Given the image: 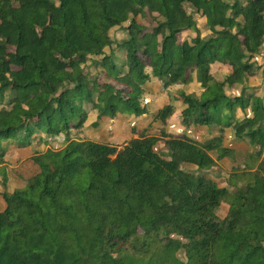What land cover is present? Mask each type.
I'll return each instance as SVG.
<instances>
[{"label":"trees","instance_id":"obj_1","mask_svg":"<svg viewBox=\"0 0 264 264\" xmlns=\"http://www.w3.org/2000/svg\"><path fill=\"white\" fill-rule=\"evenodd\" d=\"M222 1L0 0V151L28 146L38 169L2 194L0 264H264V105L224 92L263 76L250 59L264 57V0H231L233 22ZM89 54L98 72L83 77ZM216 64L230 73L215 79ZM155 87L163 123L179 103L196 136L219 126L246 141L231 190L198 174L235 152L218 139L161 133L158 153L143 133L119 148L87 137L147 115Z\"/></svg>","mask_w":264,"mask_h":264},{"label":"rangeland","instance_id":"obj_2","mask_svg":"<svg viewBox=\"0 0 264 264\" xmlns=\"http://www.w3.org/2000/svg\"><path fill=\"white\" fill-rule=\"evenodd\" d=\"M222 3L227 8V16L230 15L232 22L235 21L236 11L238 10V8L233 5V1L223 0ZM198 22L201 25V22L203 21L200 20ZM135 24L138 29L146 26V23L144 22V19L142 16L135 19ZM214 24H215V27L219 26L218 28H222L220 26H223V25H218L219 21L217 19H214ZM126 26L127 25H124V27ZM198 29L199 31H201V34L203 36L206 35L207 32H209L208 30H205L206 25L204 24H202L200 28ZM112 37H115V39L119 41L122 39H125V35L121 30L117 31L115 35L112 34ZM97 59L98 58L96 56L94 55L92 56L91 54H89L88 56L89 61L83 69V75H82L83 77L87 75L94 76L95 73L98 72V69L96 68V66L91 64V61L96 60L97 62ZM250 63L255 65L256 67L264 68V57H262L261 55H253L252 58L250 59ZM226 73H230V70L220 64L214 65L212 68V72H211L212 76L215 79L222 77ZM244 88H248L252 90L253 91L252 93L257 95L260 98L261 103L264 105V73H263V76H258V74H256V75L245 77L244 79L241 78L238 82H236L232 86V88L231 86L226 85L224 89L225 96L231 99L237 98L239 97L242 89ZM154 90L158 91V88H154ZM152 98H154L153 101L151 100V97L146 101V105H147L149 101L151 100V102L149 103V114L147 115V117H144L143 120L141 119V121H138L137 119H133L132 115H131L132 117L129 118L130 122L128 121L127 123V126H129L130 128L129 132H127L128 140L130 138H133V135H135L134 138H136L138 137L139 134H142V133L145 135H149V136L151 135L152 137H155V140L152 142V148L154 152H158V153L165 151L161 133L172 134V135L181 134L182 136H185L186 138L193 139L199 146H201V144L218 139L219 147L222 149L228 148L229 150L235 149L238 143H240L238 139L233 138V133L231 129L229 130L227 128L213 126L209 134H206V132L202 131V134L196 136L195 134L196 128L194 126H191L189 129L182 128L179 125L180 124L179 115L181 111L183 110V107L179 103L176 104L178 110L174 112L173 114H171L168 118V124L170 120V126L167 125L166 123H163L159 119V115L161 113V109L163 105L165 104V99L163 98L162 95L160 96L159 93H156ZM0 108H1V105H0ZM25 109L26 107L24 105L23 113L25 112ZM247 112H249L250 114L249 116L252 115L250 112V109H248ZM122 116L123 117L120 116L118 119H122L123 128L125 130H128V127L125 124L126 115H122ZM106 122L107 124H109L107 120ZM105 123H102L96 130H93V129L89 130L87 137L90 140L92 139V141L94 142L110 144L113 141L111 139L112 133L110 132V130H108L109 128L107 125H105ZM137 123H138V127L136 129H133L135 128V126L130 127L131 125L133 124L136 125ZM133 130H135L137 133L133 132ZM225 130H228V131H225ZM118 137H120L122 140L123 139L125 140L127 136L121 134ZM115 143H116L115 147L119 148L120 146L124 145L126 141L120 142V139H118V141H115ZM40 148L41 150L43 149V147H40ZM34 154H35V151L29 150V147L26 146V147H21L19 149L13 150L11 154H9V156L5 158V161L9 162L8 165L5 164L7 168L6 173H7V176L9 177L8 182L11 185L10 187H8V189H10L9 193H14L16 191L22 190V188L20 187H23L27 178H29L35 172V170L36 172H38L37 167L34 166L33 163H31L29 160V157H32V155ZM218 154H219L218 152L212 153L214 158H216ZM243 154L244 153H242L241 151H237V152L235 151L230 156L224 157L223 159L218 161L217 166L215 168L202 169V171L198 172V174L205 177L206 179L214 180L217 183V186H219L220 188H228V190H231V187H229V184H228V171L231 169L232 166H236L238 163L243 162ZM3 156L4 154H2V156L0 157L3 158ZM240 166H243V164H240ZM33 168H36V169H33ZM21 178H23L22 182H21ZM2 187L4 188V186ZM2 190H0V194L2 193ZM226 209H227L226 206L222 205L221 208L218 210V213L219 214L225 213Z\"/></svg>","mask_w":264,"mask_h":264},{"label":"crops","instance_id":"obj_3","mask_svg":"<svg viewBox=\"0 0 264 264\" xmlns=\"http://www.w3.org/2000/svg\"><path fill=\"white\" fill-rule=\"evenodd\" d=\"M242 79H244V78H242ZM155 88H157V87H155ZM159 90H160V88H158V91H156L155 90V94L156 93H158L159 92ZM243 90V89H242ZM246 90L247 91H250V92H253L252 90H250V89H248V88H246ZM154 94V95H155ZM153 95V96H154ZM160 95V94H159ZM153 96H151V100L153 101V99L154 98H152ZM161 96V95H160ZM151 100L149 101V103L151 102ZM149 103L147 104V108H148V111H149ZM178 110V108L175 110V112ZM250 112H251V110H250ZM149 114V113H148ZM147 114V115H148ZM252 114V113H251ZM147 115H145V116H142V117H135V116H131V115H126V126H127V123H128V121L130 122V117H132L133 119H137L138 121H141V119L143 120V118L144 117H147ZM250 114H249V112H247V116L248 117H251V116H249ZM170 116V115H169ZM169 116H168V118H169ZM121 117H123L122 115H121ZM168 118H167V120H166V124L167 125H169L170 126V120H169V124H168ZM106 120L108 121V123L109 124H107V122H106ZM106 122V123H105ZM102 123H105V125H107L108 126V130H110V132L112 133V140L114 141H112L110 144L112 145V146H115L116 145V143H115V141H118V139H120V142L122 141H128V135H127V132H129V130H130V128H129V126H127L128 127V130H125L124 128H123V123H122V119H117L116 121H111L110 119H108V118H104L102 121H101V123H100V125L102 124ZM99 125V126H100ZM180 125V124H179ZM98 126V127H99ZM135 126V128H133V129H136L137 127H138V123L135 125V124H133V125H131L130 127H134ZM98 127L96 128V129H98ZM96 129H93V130H96ZM230 130V129H229ZM225 131H228V130H225ZM232 131V130H231ZM89 132V131H88ZM88 132H87V134H88ZM232 133H233V131H232ZM125 135V136H127L126 138H125V140L123 139H121L120 137H118L119 135ZM175 135V134H174ZM177 135H181V134H177ZM202 137H203V135H202ZM114 138V139H113ZM233 138H234V136H233ZM131 139V138H130ZM234 139H237V138H234ZM92 140V139H91ZM240 141V143H238V145H237V147L235 148V149H232V150H234V151H241L242 153H246V151H248V147H247V145H246V141H241V140H239ZM109 144V145H110ZM202 145V144H201ZM226 149H228V148H226ZM14 150V149H13ZM13 150H11V151H9V152H7V153H4V152H2V151H0V156H2V154H4V156H3V158L2 157H0V190H2V193L0 194V198H1V200H2V202H1V200H0V212L1 211H3L4 210V208L3 207H5V203H4V201H3V197H2V194L3 193H6V194H11V193H9L10 192V189H8V187H10L11 185L9 184V177L7 176V173H6V165H8V163L9 162H6L5 161V158L7 157V156H9V154H11V152L13 151ZM229 150V149H228ZM244 158V157H243ZM31 162V161H30ZM6 164V165H5ZM33 169H36V168H33ZM24 177H25V175H24ZM23 177V178H24ZM23 178H21V182L23 181ZM30 178V177H29ZM29 178H27V180L29 179ZM27 180L25 181V184L23 185V187L26 185V182H27ZM4 186V188L2 187V186ZM23 187H20V188H23ZM3 209V210H2Z\"/></svg>","mask_w":264,"mask_h":264}]
</instances>
